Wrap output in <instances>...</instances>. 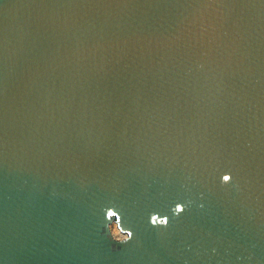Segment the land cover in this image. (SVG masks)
I'll use <instances>...</instances> for the list:
<instances>
[{"label": "water", "instance_id": "1", "mask_svg": "<svg viewBox=\"0 0 264 264\" xmlns=\"http://www.w3.org/2000/svg\"><path fill=\"white\" fill-rule=\"evenodd\" d=\"M0 264H264V0H0Z\"/></svg>", "mask_w": 264, "mask_h": 264}, {"label": "clouds", "instance_id": "2", "mask_svg": "<svg viewBox=\"0 0 264 264\" xmlns=\"http://www.w3.org/2000/svg\"><path fill=\"white\" fill-rule=\"evenodd\" d=\"M225 182H228L230 180L229 176H225L224 178ZM183 211V206L182 205H178L177 208L175 209L176 214L178 215L180 212ZM116 215V213L114 212V210H109L108 213L106 214V218L108 220H111L114 216ZM150 223L153 226H167V218L166 217H159L158 215H152L150 217ZM112 238L114 240H116L117 242H126L128 240H130L132 238L131 233L127 232L124 234H120L119 232H113Z\"/></svg>", "mask_w": 264, "mask_h": 264}, {"label": "rangeland", "instance_id": "3", "mask_svg": "<svg viewBox=\"0 0 264 264\" xmlns=\"http://www.w3.org/2000/svg\"><path fill=\"white\" fill-rule=\"evenodd\" d=\"M114 224L117 225V223H116V216H114L112 218V222L110 223V229L112 230V234H113V232H119L120 234H124V232H122L120 230V228L118 227V225H117V230H116L115 227H114Z\"/></svg>", "mask_w": 264, "mask_h": 264}, {"label": "bare ground", "instance_id": "4", "mask_svg": "<svg viewBox=\"0 0 264 264\" xmlns=\"http://www.w3.org/2000/svg\"><path fill=\"white\" fill-rule=\"evenodd\" d=\"M115 229L117 230V225L114 224ZM112 231V230H111Z\"/></svg>", "mask_w": 264, "mask_h": 264}]
</instances>
